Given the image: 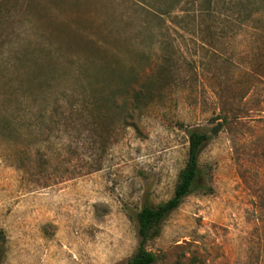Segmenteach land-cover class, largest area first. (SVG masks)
Listing matches in <instances>:
<instances>
[{
    "label": "rangeland",
    "instance_id": "rangeland-1",
    "mask_svg": "<svg viewBox=\"0 0 264 264\" xmlns=\"http://www.w3.org/2000/svg\"><path fill=\"white\" fill-rule=\"evenodd\" d=\"M151 2L0 0V264H128L188 130L219 122L201 187L145 247L153 264H264V21L168 27Z\"/></svg>",
    "mask_w": 264,
    "mask_h": 264
},
{
    "label": "trees",
    "instance_id": "trees-1",
    "mask_svg": "<svg viewBox=\"0 0 264 264\" xmlns=\"http://www.w3.org/2000/svg\"><path fill=\"white\" fill-rule=\"evenodd\" d=\"M147 6L149 9L145 8L146 13L153 20L163 22L168 27L198 24L207 29L218 25L233 28L264 21V0H165L163 6L157 2H151ZM26 63H28L27 60L22 59V65ZM134 84L126 100L138 102L147 85ZM112 102L115 104L116 100ZM132 115L133 111L126 112L123 123L127 124ZM222 123L216 124L210 132L197 129L188 130L187 160L179 175L173 195L158 206L144 205L137 214L139 243L137 251L128 264H153L156 261V257L146 249L145 244L160 234L162 222L180 206L183 199L201 187L198 158L205 145L217 134ZM1 256L0 250V259Z\"/></svg>",
    "mask_w": 264,
    "mask_h": 264
}]
</instances>
